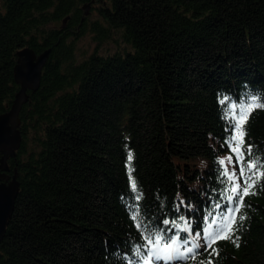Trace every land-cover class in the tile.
<instances>
[{"label": "trees", "instance_id": "16d2710c", "mask_svg": "<svg viewBox=\"0 0 264 264\" xmlns=\"http://www.w3.org/2000/svg\"><path fill=\"white\" fill-rule=\"evenodd\" d=\"M85 32L115 48L76 59ZM26 48L50 53L7 159L19 189L0 264L127 259L143 242L122 199L130 166L153 218L199 226L224 187L218 161L231 154L219 101L264 96V0H0V114L20 89L14 66ZM245 128L264 155V110ZM245 200L240 246L219 240L213 264H264V189Z\"/></svg>", "mask_w": 264, "mask_h": 264}, {"label": "snow or ice", "instance_id": "6c2138e0", "mask_svg": "<svg viewBox=\"0 0 264 264\" xmlns=\"http://www.w3.org/2000/svg\"><path fill=\"white\" fill-rule=\"evenodd\" d=\"M229 98L221 99L224 105L225 139L221 147H227L231 153L226 159H220L218 173L224 187L219 199L210 204L199 226L192 219L178 216L176 219H155L150 209L141 201L144 199L142 187L133 175L134 169H128L130 188L122 196L125 208L130 214L133 227L140 234L142 243L135 244L131 255L125 259L120 251L114 253L115 264H186L190 260L207 253L211 257L218 255L214 245L219 240H232L239 247V237L235 233L247 219L242 209L251 207L245 198L264 189V155L259 154L250 142H246L245 125L254 110H264V96L251 95L245 100L226 104ZM247 143V147L245 144ZM235 156V159H233ZM133 159L131 153L128 161ZM227 161V163H226ZM228 165H231V170ZM184 201L176 205L180 212ZM203 264V262H202Z\"/></svg>", "mask_w": 264, "mask_h": 264}, {"label": "water", "instance_id": "95a60500", "mask_svg": "<svg viewBox=\"0 0 264 264\" xmlns=\"http://www.w3.org/2000/svg\"><path fill=\"white\" fill-rule=\"evenodd\" d=\"M85 5V14H88ZM50 50L36 54L32 49H23L14 66V77L20 86L14 101L7 112L0 114V241L4 236L6 226L12 215L14 203L19 189L15 177L8 175L7 159L14 156L21 143L19 112L27 100V91L39 87L43 67L46 64Z\"/></svg>", "mask_w": 264, "mask_h": 264}, {"label": "rangeland", "instance_id": "374dc122", "mask_svg": "<svg viewBox=\"0 0 264 264\" xmlns=\"http://www.w3.org/2000/svg\"><path fill=\"white\" fill-rule=\"evenodd\" d=\"M89 5V4H87ZM84 9V8H83ZM88 14H90V7L87 8ZM97 13L92 11L91 13V18H95ZM115 45L113 42H102V43H97L96 40L94 39L93 33L91 32H85L80 38H78L75 42V56L76 59H80L83 56H87L90 53H92L94 50H97L101 53H105L109 49H114Z\"/></svg>", "mask_w": 264, "mask_h": 264}]
</instances>
